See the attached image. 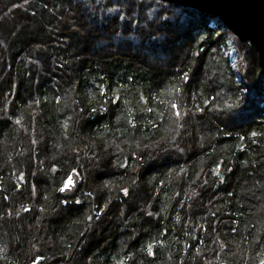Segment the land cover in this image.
Wrapping results in <instances>:
<instances>
[{"label": "trees", "instance_id": "obj_1", "mask_svg": "<svg viewBox=\"0 0 264 264\" xmlns=\"http://www.w3.org/2000/svg\"><path fill=\"white\" fill-rule=\"evenodd\" d=\"M73 1L0 0V264H264L255 49L175 3Z\"/></svg>", "mask_w": 264, "mask_h": 264}, {"label": "water", "instance_id": "obj_2", "mask_svg": "<svg viewBox=\"0 0 264 264\" xmlns=\"http://www.w3.org/2000/svg\"><path fill=\"white\" fill-rule=\"evenodd\" d=\"M175 3L210 16L219 17L224 26L242 42L250 43L256 50L264 75V0H160ZM72 179L70 187H65ZM81 187L76 172L63 182L59 193L67 199L75 197ZM63 189V190H62Z\"/></svg>", "mask_w": 264, "mask_h": 264}, {"label": "rangeland", "instance_id": "obj_3", "mask_svg": "<svg viewBox=\"0 0 264 264\" xmlns=\"http://www.w3.org/2000/svg\"><path fill=\"white\" fill-rule=\"evenodd\" d=\"M71 2H72V0H70ZM74 2V4H73V6L75 5L76 6V4H80V0H77V2L76 1H73ZM116 3L120 6V4H121V2H120V0H118V1H116ZM128 5H130L129 3H128ZM89 6H90V3H88V5H86V4H84V6L79 10V13L82 15V16H84V18H85V21L87 22V24L89 23V24H92V22H91V20H92V17L91 16H93V18H95L94 17V15L92 14V12H93V10H92V8H89ZM136 6V5H135ZM134 6V9L136 8ZM130 8V7H129ZM130 10H132L131 8H130ZM134 12H136V10H133ZM143 15V12H139V15ZM88 17H90V18H88ZM129 19L127 20L128 22H126L127 23V27H128V25L130 26V23H133L132 22V17H128ZM158 20V19H157ZM117 21V20H116ZM159 21V20H158ZM157 21V22H158ZM181 21L183 22V18L181 19L180 17H178V18H176L172 23H171V25L172 26H170V27H168L169 28V34H170V37H171V35H173V33H179V30H180V23H181ZM125 29H127V28H125ZM111 35H113V33L111 34ZM167 37V36H166ZM169 37V38H170ZM165 38V37H164ZM103 40V39H105V35L104 36H100V34L98 33L97 35H96V37H95V41L97 42V40ZM95 42V43H96ZM242 43H245V42H242ZM245 44H248L249 45V48L250 47H252V45L250 44V43H245ZM256 51V50H255ZM227 53H228V55H229V58H230V61H231V64L233 65V68L234 69H236V66H237V62H238V58H237V54H236V52H235V49H234V47H233V45L231 44V42H229V44H228V47H227ZM248 56H249V54H248ZM257 57H258V55H257ZM239 109H237V113L236 114H234L233 113V115L232 116H229V117H226V114L224 113V115L221 113V118L223 119V120H226V122H231V123H235V121H236V118H238L239 119V111H238ZM213 113H215V112H218V114H220L219 112L220 111H218L217 109H213V111H212ZM232 120H235V121H232ZM24 244H22V246H23Z\"/></svg>", "mask_w": 264, "mask_h": 264}, {"label": "snow or ice", "instance_id": "obj_4", "mask_svg": "<svg viewBox=\"0 0 264 264\" xmlns=\"http://www.w3.org/2000/svg\"><path fill=\"white\" fill-rule=\"evenodd\" d=\"M72 183H73L72 179L69 178V181H68V183L66 184L65 187H70V186L72 185ZM62 190H63V189H62Z\"/></svg>", "mask_w": 264, "mask_h": 264}, {"label": "bare ground", "instance_id": "obj_5", "mask_svg": "<svg viewBox=\"0 0 264 264\" xmlns=\"http://www.w3.org/2000/svg\"><path fill=\"white\" fill-rule=\"evenodd\" d=\"M69 176H70V175H69ZM69 176H68V177H69ZM68 177H67V178H68ZM67 178H66V179H67ZM66 179H65V180H66Z\"/></svg>", "mask_w": 264, "mask_h": 264}]
</instances>
